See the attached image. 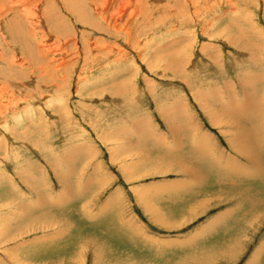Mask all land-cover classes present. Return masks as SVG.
I'll return each instance as SVG.
<instances>
[{"label": "rangeland", "instance_id": "374dc122", "mask_svg": "<svg viewBox=\"0 0 264 264\" xmlns=\"http://www.w3.org/2000/svg\"><path fill=\"white\" fill-rule=\"evenodd\" d=\"M76 1L0 0V264H264V201L229 210L264 178L206 112L264 134V0ZM199 146L200 185L155 163Z\"/></svg>", "mask_w": 264, "mask_h": 264}, {"label": "bare ground", "instance_id": "6f19581e", "mask_svg": "<svg viewBox=\"0 0 264 264\" xmlns=\"http://www.w3.org/2000/svg\"><path fill=\"white\" fill-rule=\"evenodd\" d=\"M91 1H92V4H93L94 0H91ZM82 2L83 1H81V0H77L75 3H76V5H78L79 3L82 4ZM94 4H96V3L94 2ZM71 8H72V5H69V9L70 10H72V11H75L76 10V9L73 10ZM79 8H81V7H79ZM1 11L4 13V11H6V10L5 9L4 10L2 9ZM2 12H0V15L4 19V16L2 15ZM78 13H79V11H78ZM76 16H77V18H78L79 21H83L81 15H78L76 13ZM104 16H105V14L101 11L100 12V17H104ZM3 19H1V21H0V23H2V24H3V21H4ZM5 20H6V18H5ZM103 20H105V17L103 18ZM7 22H10V21H7ZM0 27H3V26H0ZM216 105H219V103H217ZM207 107L209 108V111H206V112L210 115V119H211V121H212V123L214 125H218V126L219 125H222V126H226L228 128H233V130L230 131L231 132V136H230V146L232 148V151L238 157L244 158L245 161L248 164L247 165V167H248L247 169H237V170H234L233 167L235 166V163L237 162L236 157L234 156L235 158H231L229 156H226V155L222 154V152H221L219 154L224 159V161H223L224 163H222V164H224V166L225 165L228 166L226 168H223V170H227V172L230 173V174H228V173H225V172L222 171V177L224 178L228 174V175H236V176L247 177V178L248 177L260 178V179L264 178V134H259L257 137H254L252 135V133L255 130V124H251V119H247L246 118L249 115V114L246 115V113L247 112H251L249 110H253L251 104L250 105H244L243 107H241V105H240L239 102L235 103L233 101L227 100L226 103L224 104V106L221 108V110H219V112H221L220 114H222V118L216 117L215 114L213 113L214 112L213 111V108H210L209 106H207ZM262 124L264 126V122H262ZM195 128H196V126H195ZM204 135H205V133H203V132L200 134V136H204ZM215 145L216 144H214V149H215ZM164 148L165 147H162L163 150H170V149H164ZM183 148L184 147H177L175 149V151H174V154H170L169 151H164L163 152L162 150H160L161 151L160 152V155H159L160 158L157 159L155 161V163H157L161 167H166L168 171H170V170H177V172H183L182 175H184L186 177V180L189 183L196 184V185H200L203 182H205L204 175L205 176L208 175L206 172H204L203 170H201V166L199 164V162H201V163H204V161L207 162V159L210 158L209 155H207V154L204 153V150H206L207 147L206 146L205 147L204 146H199L197 148L191 147L188 151L187 150H184ZM181 150H184L183 151V154L181 153L182 152ZM223 153H225V152H223ZM152 156L153 155H151L150 157H152ZM211 159H212V157L209 160L210 163H212V164H214V166H216V164L213 163ZM213 160H215V159L213 158ZM162 171L163 170L160 171V169L157 170V172H162ZM231 178H232V176H231ZM60 179H61V181H64L65 180V177L64 176L63 177L60 176L59 180ZM224 180H225V178H224ZM262 180L264 181V179H262ZM186 186H189V184L184 183L182 185V187H186ZM247 191H248L247 193L250 192L249 195L246 196V197L244 196V198L242 196L243 199H240V202L238 203L237 207L231 208L229 210H232V209H236L237 210L238 209V206L240 207V203L242 204L243 202H247V203L251 204L250 210H251L252 216L255 215V214H259L260 215L261 213H258L255 210V207H257L260 204H262V202L264 201V197L257 196V194H255V192L252 193L251 188L248 189ZM147 198H148L149 203L147 201H145L144 202V205H146V208L147 209H149L148 204L152 207V211H148V210L147 211H148V213L150 215H152L151 218H153L156 221V223H158L160 219H159V216L157 214L156 208L154 207L155 204L153 203V201L149 197H147ZM21 207H23V206H21ZM23 209H28V208H23ZM86 211H88V210H86ZM27 212H28V210H27ZM27 212H26V215H27ZM20 213L21 212H19L18 214H20ZM18 217H19V215H18ZM27 220L29 222H32L33 221V223H31L32 226H36L38 224V223H35L34 222L35 219L32 218V217H31V219H29V217H28ZM162 222L163 221H161L160 223H162ZM64 228L65 227H62L61 226L56 231V234L53 235V236H51V237H53L55 240H57L59 237L62 238V236L66 235ZM20 229L21 228H19L17 230H20ZM11 233H14V231L13 230H10L8 232L6 230V232L0 234L1 235L0 237H3L4 236V237H6V239L7 238H10V237H11L10 239H14L15 238V237H13L14 234L12 235ZM150 239L154 243L155 242H158V240L155 239L154 236L153 237H150ZM2 242H4V241H2ZM49 243H53V242H49ZM85 243L86 244L88 243L89 246L85 247L82 244L80 246L79 250L82 251V252L87 253L86 252L87 249H88V252H89L91 250V248L94 247L95 248V252H96L95 253L96 261L98 262L100 255H102V252L99 249V247L96 246V245H94L92 243V241L91 242H85ZM46 244H48V243H46ZM142 244H143V242H142ZM263 246H264V244H263ZM51 247H53V245ZM259 253H260V251H259ZM256 262H257V260H256ZM256 262L254 261L253 263H256Z\"/></svg>", "mask_w": 264, "mask_h": 264}, {"label": "crops", "instance_id": "0c3cea01", "mask_svg": "<svg viewBox=\"0 0 264 264\" xmlns=\"http://www.w3.org/2000/svg\"><path fill=\"white\" fill-rule=\"evenodd\" d=\"M136 227H138L137 229L140 231L141 230V233H139V231H137L136 233L142 238V239H144L145 240V238H146V234H145V232H147L148 230L147 229H145V227H142L141 226V224H140V226L139 225H136ZM142 231H144V232H142ZM152 234V233H151ZM149 237H147V239H148Z\"/></svg>", "mask_w": 264, "mask_h": 264}]
</instances>
